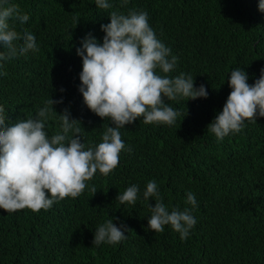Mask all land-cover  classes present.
Here are the masks:
<instances>
[{
  "label": "trees",
  "instance_id": "1",
  "mask_svg": "<svg viewBox=\"0 0 264 264\" xmlns=\"http://www.w3.org/2000/svg\"><path fill=\"white\" fill-rule=\"evenodd\" d=\"M111 2L124 13L147 11L157 36L178 57L170 75L191 74L209 94L185 104L169 101L179 112L175 125L140 118L126 124L121 136L132 151L122 150L113 172H97L79 197H65L38 212L0 209V264H264V117L219 142L207 130L231 91L230 70L243 67L251 84L264 68V12L258 0ZM11 6L29 16L24 29L35 34L39 51L0 69L5 116L13 122L26 119L50 97L63 96L54 110L69 107L81 123L85 145L98 144L112 125L82 103L76 47L89 32L102 39L100 25L109 22L113 9H99L95 0H11ZM58 123L50 114L49 134L58 131ZM150 179L169 206L184 208L186 193H195L197 224L187 239L169 226L160 233L149 230L150 210L142 200L121 205L116 199L133 183L143 191ZM110 217L127 225V239L96 246L94 229Z\"/></svg>",
  "mask_w": 264,
  "mask_h": 264
},
{
  "label": "clouds",
  "instance_id": "2",
  "mask_svg": "<svg viewBox=\"0 0 264 264\" xmlns=\"http://www.w3.org/2000/svg\"><path fill=\"white\" fill-rule=\"evenodd\" d=\"M127 3L121 0L122 5ZM95 5L102 10L113 9L111 0H95ZM257 7L264 12V0H258ZM107 15L109 22L100 25L102 39L98 41L89 32L76 47L81 59L77 91L84 106L103 120L107 118L112 126L106 127L98 144L86 146L81 123L72 117L70 108L66 106L60 113L54 110V105L63 103V96L50 97L34 115L14 122L0 107V209L11 213L27 207L38 212L65 197H79L97 172L104 176L113 172L122 150L132 151L121 136L126 124L140 118L146 124L172 126L179 112L169 101L183 100L185 104L207 98L205 85H195L193 75H170L177 68L178 57L157 36L147 11L113 9ZM28 21L29 16L18 13L11 0H0V69L39 51L35 34L24 29ZM10 24L19 29L10 30ZM4 77L0 70V79ZM248 80L243 67L233 68L227 75L231 91L207 125L218 142L264 117V68L253 83ZM52 113L58 118V131L49 134L46 126ZM96 191L93 187V194ZM149 198L154 205L149 204ZM116 199L121 205L142 200L150 210L147 228L155 233L169 226L185 240L197 224L193 215L198 206L195 193H186L188 206H169L155 179L148 180L143 191L138 184H130ZM128 230L119 218L110 217L95 227L92 243L115 246L127 239Z\"/></svg>",
  "mask_w": 264,
  "mask_h": 264
}]
</instances>
